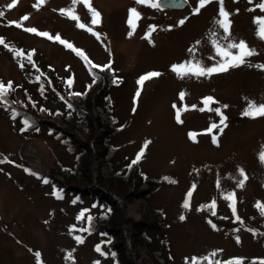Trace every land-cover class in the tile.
Returning <instances> with one entry per match:
<instances>
[{
	"label": "rangeland",
	"instance_id": "obj_1",
	"mask_svg": "<svg viewBox=\"0 0 264 264\" xmlns=\"http://www.w3.org/2000/svg\"><path fill=\"white\" fill-rule=\"evenodd\" d=\"M189 1V7L173 11L136 0H89L88 5L82 0H16L11 9L7 4L12 0H0V11L5 13L0 17L4 41L0 44V81L12 82L6 98L20 106L24 88L50 109L61 108L65 102L58 90L63 95L71 89L85 90L90 77L81 63L83 57L38 32L59 35L92 62H110L115 166L135 160L143 149L138 166L145 176L168 180L150 192L144 209L142 201L127 204L126 216L138 219L152 207L160 211L165 222L161 234L169 241L173 264H192L193 258H198L197 264H261L264 116L242 113L249 102L264 104V68L260 67L264 65V39L257 35L254 22L264 17V10L258 7L261 0H223L229 14L225 33L217 23L219 0L203 7L198 0ZM198 7L199 12H194ZM130 8L139 13L133 26L128 24ZM91 9L100 14L96 24L91 23ZM240 41L254 54L227 71L198 76L172 69L197 62L212 67L226 59L224 52L238 54L229 45ZM17 51L22 55H15ZM149 72L160 75L138 85V79ZM209 96L213 101L206 106L203 101ZM40 120L54 121L50 116ZM36 123L20 131L17 119H11L0 102V161H4L0 163V264H113L100 231L88 233L86 229L88 215L97 210L92 197L85 194L77 199L57 189L58 197L56 188L43 182L45 175L38 177L23 166L53 175L58 167L76 162L72 142L74 151L64 136ZM212 125L217 127L209 132ZM186 199L188 207H184ZM136 250L141 258L146 256L144 249Z\"/></svg>",
	"mask_w": 264,
	"mask_h": 264
},
{
	"label": "trees",
	"instance_id": "obj_2",
	"mask_svg": "<svg viewBox=\"0 0 264 264\" xmlns=\"http://www.w3.org/2000/svg\"><path fill=\"white\" fill-rule=\"evenodd\" d=\"M82 57L90 81L83 91L71 89L63 95L58 90V96L65 100L61 108L50 109L37 102L29 88H24L26 101L22 100L23 106L7 98L1 102L9 110L11 119H17L21 125L20 131L26 132L34 127L36 120V125H43L49 132L64 136L72 151L71 142L77 149L76 162L69 167H58L53 175L23 166L38 177L45 175L42 179H47V183L56 188L55 192L69 193L77 199H82L85 194L92 197L97 210L88 215L87 229L89 233L100 231L106 239L113 264H173L169 241L161 234L165 222L160 211L152 207L150 211L144 210L138 219L125 214L127 204L134 200L142 201L140 205L144 209L143 201L148 200L150 192L168 180L166 177H146L138 162L133 164L131 161L116 168L112 145L116 121L108 95L114 69L110 62L95 63ZM94 65L109 67L102 69ZM48 78L52 85V78ZM49 116L54 121L40 120V117ZM25 119L29 121V127L24 126ZM143 185L147 186L146 189ZM235 214L233 211L232 215L237 217ZM136 248L144 249L146 256L141 258Z\"/></svg>",
	"mask_w": 264,
	"mask_h": 264
},
{
	"label": "snow or ice",
	"instance_id": "obj_3",
	"mask_svg": "<svg viewBox=\"0 0 264 264\" xmlns=\"http://www.w3.org/2000/svg\"><path fill=\"white\" fill-rule=\"evenodd\" d=\"M41 2H43V0H41ZM82 2L85 3L86 5L89 4V0H82ZM210 2H211V0H198V4L200 5V7H203L206 3H210ZM15 3H16V0H12V3L7 4V8L11 9L15 5ZM136 3H138V4H149L150 6H153V7L159 6V4L156 2V0H136ZM219 3H220V8H219L218 14L221 17V19H219L217 21V23L219 24L220 27L223 28L224 32L227 33L229 30V21H228V15L229 14L223 8V0H219ZM258 7L261 8L262 10H264V0H261V3L258 5ZM61 11L63 12L65 10H61ZM91 12H92L91 23L92 24L98 23L99 22L98 17L100 14L98 12H96L94 9H91ZM194 12H199V7L194 9ZM4 14L5 13L3 11H0V17H3ZM70 16L72 19L78 20V17H76L75 15L70 14ZM138 18H139V13L137 12V10L135 8H130L128 10V24L130 26H133L134 19H138ZM22 19L26 20L27 17L26 16L22 17ZM183 22H184L183 20L180 21L181 24ZM254 22L257 23V25H258L257 35H259L261 39H264V17H257V18H255ZM9 23H15V22L10 21ZM17 26H19V25H17ZM78 27H84V25L78 23ZM89 30H91V29H89ZM26 31L37 32V30L35 28H28V29H26ZM37 34L40 36L48 37L49 39L54 38V39L60 41L61 44H65L67 47L72 48L73 51H75L78 55L83 56V53L81 50L73 48V46L70 43L62 40L59 37V35L52 37L46 32H38ZM129 35H131V32L129 33ZM147 35H150V34L146 33V36ZM0 44H4V41L2 38H0ZM5 47H7L6 44H5ZM229 47L230 48H237L239 50L238 54L233 55L231 52H224L223 55H224V57H226V59H224L221 63H218L212 67H202L199 65V62H197L196 64L182 63L179 65H173L172 69H173V71H178V72H181V70H182L181 74H183V75H187L189 73L194 74V75H198V76L211 75L212 73H215V72L227 71L229 67H234V66H237L239 64H242V63H244V58L246 56H250V55L254 54L253 51L247 47V45L245 44L244 41H240L238 44H230ZM189 51H192V50L190 49ZM15 55L20 56V55H22V53L17 51L15 53ZM84 58L87 59V57H84ZM27 59L29 62H31V54L28 55ZM21 67H23V64H21ZM94 67H100L103 69V68H108L109 65H104V66L94 65ZM260 67L264 68V65H261ZM159 75L160 74L158 72H149L145 75H142L138 79L137 84L143 85L144 81H146L152 77L159 76ZM37 79H39V77H37ZM114 82H116V81L114 80ZM67 83L70 86L72 81L69 79L67 81ZM10 91H12V82L11 81H9L7 84L0 82V102H5L7 94ZM74 95H80V93H75ZM138 95H139V90L137 91V96ZM180 95H181V98H183L184 94L181 93ZM210 101H213V98L209 96V97H205L203 102L207 106ZM174 107H175V105H174ZM225 107H227V106H225ZM201 110L203 111L204 109H201ZM215 111L219 112L220 110L217 108V109H215ZM242 114L245 116H264V104L255 105L252 102H249L248 108H246ZM176 116H177V120L179 121V119H180L179 111L177 112ZM224 119H225L224 117L221 118V124L224 123ZM23 123H24L25 127L30 126L29 121L26 119L23 121ZM215 127H217V125H212L208 129V131L210 132L211 129L215 128ZM221 131H222V129H221ZM189 135L191 137L193 134L189 133ZM213 142L215 143V138H213ZM142 154H143V149L141 150V152L137 153L136 159L133 160L132 163L133 164L137 163L140 160ZM260 155H261L262 161H264V152H261ZM2 162H4V161H0V163H2ZM241 176H243V171H241ZM43 182L47 183L48 181H47V179H44ZM243 182H244L243 179H241L239 181V185L242 186ZM55 194L59 197V192H55ZM189 195H190V193H189ZM228 199L229 200L232 199L231 194L229 195ZM230 206L233 207V211H235L234 205H230ZM184 207H188L187 199L185 200ZM77 218L80 219L81 217L78 216ZM183 218L184 217H181V219H183ZM90 219L91 218L89 217V220ZM76 239L78 242H82V239L80 237H76ZM107 242L110 243V241H107ZM96 250L100 251L99 245H97ZM38 255L39 254L37 253V256ZM213 255H215V253H213ZM204 259H207V258L205 257ZM197 260H198V258H193L192 264H197ZM96 264H98V262H96ZM216 264H222V262L217 261ZM261 264H264V261H262Z\"/></svg>",
	"mask_w": 264,
	"mask_h": 264
},
{
	"label": "water",
	"instance_id": "obj_4",
	"mask_svg": "<svg viewBox=\"0 0 264 264\" xmlns=\"http://www.w3.org/2000/svg\"><path fill=\"white\" fill-rule=\"evenodd\" d=\"M156 2L159 4L158 7L165 9H184L190 5L188 0H157Z\"/></svg>",
	"mask_w": 264,
	"mask_h": 264
}]
</instances>
